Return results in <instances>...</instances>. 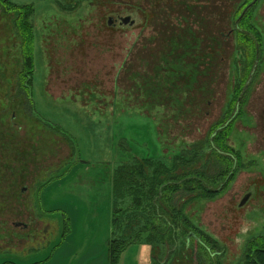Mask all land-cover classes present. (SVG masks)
<instances>
[{
    "label": "rangeland",
    "instance_id": "1",
    "mask_svg": "<svg viewBox=\"0 0 264 264\" xmlns=\"http://www.w3.org/2000/svg\"><path fill=\"white\" fill-rule=\"evenodd\" d=\"M9 1L34 7L36 40L29 72L20 16L0 2V264H112L115 170L181 155L180 173L217 182L222 129L233 180L214 200L184 183L173 205L214 239L203 254L188 230L201 264H245L264 237V0ZM150 252L140 241L115 264ZM183 252L162 263L198 264Z\"/></svg>",
    "mask_w": 264,
    "mask_h": 264
},
{
    "label": "trees",
    "instance_id": "2",
    "mask_svg": "<svg viewBox=\"0 0 264 264\" xmlns=\"http://www.w3.org/2000/svg\"><path fill=\"white\" fill-rule=\"evenodd\" d=\"M0 2L2 7L6 8L7 12L15 11L20 16V21H18V23L20 24L21 34L26 43V48L24 50L27 49V51L30 52L28 62L30 64L29 72H34L35 57L32 46L35 45L36 39L33 25L29 23V19L35 13V9L30 5L17 6L13 5L10 1L4 3L3 0H0ZM249 15H251V13L246 14V18H248ZM246 25L249 26V30L257 34V29L248 25L247 22L240 25V27ZM114 26L115 24L113 27ZM241 33L247 40L250 39L249 36L245 35L243 32ZM249 50L258 52L254 42L249 44ZM248 53L250 52L248 51ZM251 57L252 60H254V56ZM244 61H246V59H244ZM240 94L239 91L236 97L233 98L230 114L234 112L237 102H239ZM227 130L228 129H222L216 133L217 135L215 136V140L218 143L216 144L218 150L224 152V154H221L217 149L213 148L215 151L214 153H216L215 156L218 155L222 157V161L220 162L221 166L223 165V167L218 166L217 172L220 171L219 169H223L217 182L213 183L205 180V173H200L196 168H192L193 174L188 175L180 173L178 168L180 165H183L181 163L183 161L179 158L182 157L181 155L171 158L163 156V160L151 158L138 160L137 157H133L134 160L130 158L127 163H124L115 170L113 175L115 211L112 223L115 228L114 233H116V236L114 240L111 241L109 248L112 264L118 262L121 254L126 251L129 246L138 244L140 241L143 242L144 245H151L152 264H163L162 261L164 260L162 259L165 255L175 260V257L181 255L182 251L187 255L189 253L191 259L193 258L195 262L196 259H198V264H201L202 259H199V255L202 254L194 247L195 243L189 247V245H187V240H185L188 230L190 229L196 234L197 237H193V239L202 247V252L207 246L206 242L210 241V243H212L214 239L206 231L194 224L189 217L184 215L182 210H176L173 205V199L176 194L184 188V183L188 191L197 193L198 196H202V199L209 200H214L218 197V195H220L231 183L236 170H238L237 167L231 174L238 160V152L234 151V153L233 149L225 143ZM228 153H231L230 156L225 157ZM235 158H237V160ZM169 159L173 160L171 166L166 162L169 161ZM174 161H176V163ZM225 177H229L227 185H223L220 190H214V188L217 187H215V185L219 184L220 181L222 182ZM126 204H129V206L124 208ZM28 226L30 227V224ZM36 227H38V225L32 223L30 229H36ZM39 230L41 229L39 228ZM0 240L3 241V239ZM250 245L249 251L247 252L249 255H247L245 259V264H264V237L255 239ZM186 247L189 250L185 249ZM182 258L190 260L186 255L183 256V254L180 259Z\"/></svg>",
    "mask_w": 264,
    "mask_h": 264
},
{
    "label": "water",
    "instance_id": "3",
    "mask_svg": "<svg viewBox=\"0 0 264 264\" xmlns=\"http://www.w3.org/2000/svg\"><path fill=\"white\" fill-rule=\"evenodd\" d=\"M120 22H121L122 25H128V24L134 25V23H135V21L132 20V18L129 17V16L128 17L120 18ZM108 25L109 26H113L114 25V20L113 19H110L109 22H108ZM240 101H241V98L239 99V103H240Z\"/></svg>",
    "mask_w": 264,
    "mask_h": 264
},
{
    "label": "crops",
    "instance_id": "4",
    "mask_svg": "<svg viewBox=\"0 0 264 264\" xmlns=\"http://www.w3.org/2000/svg\"><path fill=\"white\" fill-rule=\"evenodd\" d=\"M24 192H25V191H24ZM37 192H38V191H37ZM37 192H36V193H37ZM36 193H34V194H36ZM38 208H39V207H38ZM12 226H13L14 229H16V228H20V229H21V228H22V227L17 226V224H15V223L12 224ZM12 226H11V227H12ZM44 229H45V228H44ZM40 231H41V230H40ZM18 241H19V242H22V244H24L23 242H25V238L19 239ZM9 250H11V249H9ZM150 253H151V252H150ZM150 255H151V254H150ZM53 258H54V256H53L51 259L49 258L50 261L48 262V264H50V263L52 262ZM49 259H48V260H49ZM48 260H47V261H48ZM45 262H46V261H45ZM45 262H39V264H44ZM12 263H13V261H12L10 264H12Z\"/></svg>",
    "mask_w": 264,
    "mask_h": 264
},
{
    "label": "flooded vegetation",
    "instance_id": "5",
    "mask_svg": "<svg viewBox=\"0 0 264 264\" xmlns=\"http://www.w3.org/2000/svg\"><path fill=\"white\" fill-rule=\"evenodd\" d=\"M4 1V3H6V2H8L9 0H3ZM11 13H14V12H11ZM30 20V19H29ZM31 20H33V18L31 19ZM115 26H117V25H115ZM33 29H35V28H33ZM238 107L239 106H237V110H238ZM234 158V157H233ZM15 224H17V223H15ZM20 227H22V228H24V229H28L29 228V226L27 225V224H24V223H21L20 224Z\"/></svg>",
    "mask_w": 264,
    "mask_h": 264
},
{
    "label": "bare ground",
    "instance_id": "6",
    "mask_svg": "<svg viewBox=\"0 0 264 264\" xmlns=\"http://www.w3.org/2000/svg\"><path fill=\"white\" fill-rule=\"evenodd\" d=\"M112 18H113V17H110V18L108 19V21H107V22H109V20H110V19H112ZM113 20H114V19H113ZM114 24H115V20H114Z\"/></svg>",
    "mask_w": 264,
    "mask_h": 264
}]
</instances>
